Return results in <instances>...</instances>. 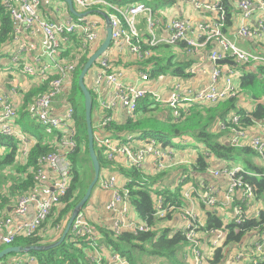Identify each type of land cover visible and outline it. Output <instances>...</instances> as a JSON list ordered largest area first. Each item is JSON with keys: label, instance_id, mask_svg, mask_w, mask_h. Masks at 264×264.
I'll return each instance as SVG.
<instances>
[{"label": "built area", "instance_id": "1", "mask_svg": "<svg viewBox=\"0 0 264 264\" xmlns=\"http://www.w3.org/2000/svg\"><path fill=\"white\" fill-rule=\"evenodd\" d=\"M193 1L197 8L202 7L200 0ZM210 1V5L206 7L214 11L216 16L200 23L199 33L192 28L189 20L176 17L166 23L167 35L160 36L157 33L160 9L143 1L118 5L110 0H73L75 6L78 5L79 9L77 7L76 9L79 12L91 10L93 12L84 18H79L70 14L68 5L65 4L68 17L62 20H52L45 16L41 9L43 3L48 4L49 0H1L15 23L12 40L16 42V47L11 52L10 63L5 67H0V78L10 84L9 92L0 90V133L18 141V158L21 162L22 160L26 162L33 144L32 137L19 123L21 110L26 111L36 122L44 125L48 133L57 132V134L52 142L53 149L39 157L38 166L34 172V188L17 194L8 209L5 208L2 211L0 250L13 246L14 241L19 237H38L47 241L46 236L49 232H58L60 236L63 230L60 223L53 225L57 214L64 208L60 199L67 194L72 180L73 164L69 155L78 148L76 110L68 95L72 90L77 65H81L85 57H90L104 39L105 28L103 26L106 25L103 15L96 11L99 10L96 6H103L107 9L103 10L108 11L112 26L111 46L99 57L91 69L93 71L94 110L101 114L95 126L96 141L107 162L125 158L126 167L141 169L152 156L154 158L152 175H156L175 165L173 149L164 145L163 141L157 137L148 136L137 139L135 135H128L122 138L108 132L107 126L114 122L116 110L121 107L127 112L129 118L135 119L141 101L149 97L154 101L153 104L157 102L167 104L173 116L180 117L183 110L197 103L216 104L233 98L237 94V88L230 77L225 79L226 86L219 88L217 83L222 70L216 68L209 88L198 90L191 96L185 97L180 94V85H177L172 95L167 100H162L160 95L150 90L148 86L153 69V64L148 60L154 56L155 48L161 44L178 46L184 43L187 53L191 55L206 44L214 43L215 47L209 58L215 63L218 60L231 58L241 66L264 67V53L253 52L241 47L227 34L226 27L229 17L225 1ZM255 3L264 12V0L238 1V8L242 10L245 20L251 19ZM141 16L144 18V31L140 27L139 18ZM263 29V19L258 21L256 27L244 23L239 28V35L249 39H262ZM24 30H29L32 34L39 36L41 55L35 58V62H29L24 54L27 44L20 40ZM143 35L146 36V40ZM30 48L35 49V44L30 45ZM112 48L118 51L129 50L141 61L147 62L135 80L129 79L130 73L111 58ZM43 58H48L50 62H44ZM52 70H55V73ZM11 74L12 78H9ZM19 74L31 76L36 80L37 85L45 84L46 90L39 91L26 104V96L31 91H24L20 83L16 81L15 78L18 79ZM227 121L238 125L240 115L232 114ZM219 127L225 131L228 129L233 131L231 145L243 146L241 142V138L245 136L243 127H228L226 121L220 122ZM2 146L4 147L0 148V157L5 153L6 145ZM247 146L264 157V139L261 136L254 137ZM103 170L99 179V187L112 191V198L105 206L108 218L111 220L108 229L113 230L115 234L126 231L139 233L155 230L156 226H149L133 209L129 190L126 187L129 179L121 177L116 172H109V169L108 171ZM220 171L226 172L224 176L228 178L227 198L229 200H233L238 190L242 192L243 201L251 202L256 199L253 193L243 194L244 190L252 192L254 188L244 179L242 166L232 165L214 170L212 173L220 176L217 173ZM194 194L206 206L215 207L219 203L216 189L212 186L206 184L202 188L193 186L191 190L185 192L184 196L186 199H192ZM153 198L156 207L155 215L158 218H166L168 213L175 209L173 205L164 204L162 195L153 194ZM56 202L59 204V209L55 205ZM32 206H34V214L29 218L27 216ZM54 209H57L56 213H52ZM233 209L235 222L241 223L247 218L242 207L235 206ZM84 210L87 209L82 211ZM82 211L73 221L70 231L72 240L90 241L85 248L88 257L87 264H106L104 247L98 240L100 232ZM261 212L259 210L250 217L256 218ZM183 218L185 224L181 231L187 237L185 257L192 258L194 264L211 263L214 251L225 244L226 240L223 237L227 236V230L212 229L209 232L213 233L217 242L212 243V253L208 257L202 248L203 242L198 240L202 235L200 229L202 225L197 221L194 212L186 209ZM259 235L261 239L257 241L256 248L250 255L249 264H259L264 259V230ZM244 255L238 254L236 258L241 259ZM1 264L41 263L36 256L22 253L5 259ZM109 264L130 263L118 252H113Z\"/></svg>", "mask_w": 264, "mask_h": 264}, {"label": "trees", "instance_id": "2", "mask_svg": "<svg viewBox=\"0 0 264 264\" xmlns=\"http://www.w3.org/2000/svg\"><path fill=\"white\" fill-rule=\"evenodd\" d=\"M110 1L118 5H123L134 0ZM224 1L228 11V21L230 22L232 16L231 7L230 5H228V0ZM143 2L158 9L161 8V6L172 4L173 2H175V0H143ZM14 30L15 23L11 17V14L7 10V7L0 0V67H2V59L5 56L4 48L12 40ZM88 58L89 57H85L82 60V69ZM148 62L153 64L152 74H158L162 71H167V69H171L174 73L184 76L185 68L189 65V62H184L183 66L180 65V63L175 64L173 62L172 56L162 58L151 57L149 58ZM8 77L12 78V76ZM242 78L243 88L248 89L249 92L251 91L253 93V96L258 100L259 94L256 92L259 89H261L262 91L264 90V85L262 84V80L260 79L259 75L253 70L245 71ZM77 87L79 90H81L79 84L77 85ZM89 88L92 92L91 86H89ZM44 90H46V88L44 86H40L39 88H36L35 90L29 92L26 96V104L39 91ZM143 101L141 108L144 110L145 108H147V105L151 103V101L148 97H146ZM74 107L76 110L75 117L77 121V130L78 132L80 130L81 137H78V148L70 155L73 164V176L67 194L60 199L61 205L64 208L60 213L57 214L56 221L53 225L55 226L57 223H60L61 228L65 227L73 208L83 198L89 184L91 183L89 181L86 185H84L81 182L80 177L86 169V161L89 160L90 162H92L88 147L85 108L81 113H79L75 105ZM21 111V117H25L24 113L28 114L24 110ZM232 114L240 115V121L238 125H236L232 121H227V119ZM222 121H226L228 127H245L259 121H264V103L259 102L252 112H246L238 108L237 104L235 103V98H229L216 104L197 103L192 107L183 110L180 117H174L172 113V119L165 122H161L157 119V117L153 116L139 117L138 113L135 119L129 118V120L123 125H117L113 122L110 126H107V129L108 132L124 130L130 132H141L143 133L142 135L144 137H157L163 141L164 145H167L170 141L165 139L166 136L159 131H153L155 123L160 122L163 126L170 128L171 131L169 132V135H172L173 137H182L186 134L193 135L197 140L204 142L207 145L209 151L215 154L218 158L235 160L242 157L254 158L260 156L259 153H257L251 147H238L231 144H225L224 142L220 141L219 134L213 132V127L216 123L219 125V123ZM23 129L33 139V144L31 146L30 153L26 162L23 160L21 162L18 158V141L15 138H11L0 133V148L4 147L2 145H6L7 147H5V153L0 157V169L15 167L16 174V176H13V181L7 185L3 192H0V217L2 216V211L5 208L8 209L12 202V199L15 198L17 194H19L23 190L34 188V172L38 166L39 157L42 154H45L53 149L52 142L57 134V132H47V137L35 136L28 132L26 128ZM227 131L232 130L228 129ZM94 132L97 133V129L95 126ZM95 148L101 163L102 171V169H106L108 167L109 162H107V160L105 159L103 151L97 141H95ZM206 158V154L200 153L197 158L195 168L205 170L208 166ZM118 167L119 166H116L115 169L121 171L129 179L126 187L129 190L133 208L138 212L141 218L147 222L149 226H158V223L170 219L173 213L171 211L168 213L166 218H158L155 215L156 207L153 194H162V196L164 197L165 205L180 206L181 204H183L182 192L180 188L175 191H171L170 189L159 190L158 187L154 188V185H156L160 180L159 174H156L158 176L153 175L155 177H146V174L141 171L140 168ZM247 169L253 170L257 174H259L249 175L244 173V179L252 184L256 197L258 199L264 200V167L255 164V162L251 161L250 159H247L246 170ZM81 187L83 188V190L80 193L79 190H81ZM89 203L90 201L87 204ZM56 206L59 209L58 203ZM54 212L56 213L57 209H54L52 211V213ZM245 215L247 218L241 223H237L235 221H232L231 223H225L216 210L208 211V220L206 224L207 228L205 229L208 230L224 228L225 230H227V236L224 239L226 240L225 244L224 246L219 247L214 251V257L211 260V264H222L224 262L226 258L224 247L229 246L231 243L242 242L245 236L251 231H259L260 233L264 230V211H262L256 218H251L250 215L246 213V211ZM64 218L65 225L64 227H62ZM93 225L97 230H99L107 245H109L114 252H118L121 256L127 258L130 264H137L138 262H140V260L137 259L136 255L133 252L137 249L146 250L147 252H150L152 256H161L166 264H183V261H181V258H179V254L182 245L187 244V240L183 235L181 229L176 230L171 226H164L162 229H157L156 227L155 230H150L147 232L133 233L126 231L120 234H115L114 232H112L113 230L111 231L107 226L95 225V223ZM56 240L49 242L38 237H19L14 241L13 245H39L52 243ZM89 242V240H72V237L69 234L67 239L58 247L45 252L32 251L30 252V254L36 256L40 260L41 264H87L88 257L86 256L85 248L88 246ZM146 244L150 247L147 248ZM259 264H264V259H262Z\"/></svg>", "mask_w": 264, "mask_h": 264}, {"label": "crops", "instance_id": "3", "mask_svg": "<svg viewBox=\"0 0 264 264\" xmlns=\"http://www.w3.org/2000/svg\"><path fill=\"white\" fill-rule=\"evenodd\" d=\"M143 0H134L131 2H137ZM239 0H228V5L231 7L232 16L231 21L227 24L226 32L227 34L241 47L253 51L264 53V37L262 39H249L244 38L239 35V28L242 24L248 23L252 27H256L260 19L264 20V12L261 10L258 4H254L253 12L251 19L249 21L244 19L243 12L238 8ZM61 2V1H59ZM129 2V3H131ZM62 3V2H61ZM202 7L197 8L193 0H175L170 5L161 6L158 17L159 25L157 27V33L160 36H166V23L176 17L184 18L189 20L192 28L198 32V25L202 22L211 20L216 16V13L206 6L210 5V0H200ZM103 10L106 9L103 6H100ZM42 12L45 16L49 17L52 20L66 19L68 17L67 8L65 3L59 4L53 0H49L48 4L42 5ZM107 10V9H106ZM105 11V10H103ZM108 12V11H105ZM70 13V12H69ZM104 19V18H103ZM140 27L144 31V18L141 16L139 18ZM264 32V29H263ZM189 35H191L189 33ZM144 36V35H143ZM146 40V36H144ZM20 40L27 44V49L25 51V56L29 62H35V58L41 55V48L39 45V36L32 34L29 30H24L20 36ZM35 44L36 48L31 49L30 45ZM16 47V42L11 40L4 48L5 56L2 59V66L8 65L10 63V55L12 50ZM214 43L206 44L205 46L199 48L194 54L189 55L185 49V44L180 43L178 46H168L161 44L157 46L154 50V58L156 57H173V62L175 64L180 63L184 65V62H189V65L185 68V75H179L174 73L171 69L167 71H162L158 74H152V80L148 83L150 90L157 92L162 100H167L177 85H180V94L182 96L188 97L191 96L198 90L207 89L212 84V74L216 68L222 70V75L218 80V87L224 88L226 86L225 79L230 77L232 79L233 85L237 88V94L233 97L235 98V103L237 107L246 112H252L256 108L259 102L264 103V90L259 89L256 93L259 94V99L257 100L253 93L244 89L242 86V76L245 71H254L257 73L262 80L264 85V67L254 66V65H239L240 70H237L236 67L230 64H217L213 62L209 57L211 51L214 49ZM111 58L117 62V64L122 65L129 73L131 80H135L138 77V74L142 67L147 63L146 61H141L135 54L129 50L118 51L114 48L110 51ZM44 62L48 63L50 60L48 58H43ZM261 69H260V68ZM156 68V65H155ZM55 73V70H52ZM17 82L20 83V86L24 91H32L36 89L37 82L34 78L26 74H19L18 79L15 78ZM3 79L0 78V90L3 92H9V84H7ZM93 82V79H92ZM16 97V96H15ZM149 98V97H148ZM151 103L147 105V108L144 110L141 108L142 103L139 106V117L141 116H153L161 122L168 121L172 119V110L171 108L163 103L157 102L153 104V100L149 98ZM212 104L211 102H206ZM205 103V104H206ZM197 106V105H196ZM203 106V105H198ZM61 110H59L60 112ZM100 113L94 112V121L95 124L98 122ZM129 120L127 112L119 107L115 112L114 123L117 125H123ZM264 122H256L252 125L243 127L245 136L241 138L243 144L242 147L248 145L249 141L256 136H261L264 139ZM213 132L219 134V140L225 144H231V139L233 137V131L222 130L219 125L216 123L213 127ZM114 135H118L122 138L127 137L128 135H135L137 138L141 137L143 133L141 132H130V131H115L110 132ZM168 143V142H167ZM196 145L199 146L198 150H187L185 146L187 145ZM174 151V160L175 165L165 172L159 174V182L154 185V188L158 187L159 190H171L175 191L178 188L181 189L183 204L179 207L172 210V217L168 220L158 223L156 226L159 229H162L164 226H171L176 230L181 229L185 220L183 218V213L186 209L192 210L197 218V221L201 224L202 222H207L208 220V211L216 210L221 216L225 223H231L234 221V207L240 206L246 211L247 214L252 215L256 214L259 210L264 211V200L258 199L248 202L243 201L242 192L238 190L233 198L229 200L227 198V189H228V180L224 176L216 177L212 172L217 169H222L224 167H229L232 165L243 166L246 169V161L250 159L254 161L255 164L264 167V157H249V158H237L235 160L221 159L218 158L215 154L211 153L207 145L197 140L193 135L186 134L182 136V140L177 138L173 143L169 142L167 144ZM206 154V161L208 166L205 170H200L195 168L196 161L199 154ZM125 158L120 159V167H126ZM147 176H153L154 172V158L150 156L145 162L144 166L140 169ZM249 173L256 174L255 171L247 169ZM104 171V170H103ZM121 177H126L121 171H117ZM259 175V174H257ZM158 176V175H156ZM155 177V176H153ZM206 184L212 186L216 189V194L219 198V203L215 207L206 206L201 200L194 194L192 199L185 198V192L191 190L193 186L202 188ZM112 192L109 190L100 189L96 190L94 197L89 205L91 209V216L93 217V222L95 225L100 226H110L111 220L108 218V213L105 210L106 204L111 199ZM162 195V194H160ZM98 209V210H97ZM96 211V212H94ZM34 214V206L31 207L27 217L31 218ZM23 219V218H21ZM20 220V218H17ZM164 223V224H162ZM52 235L51 241L58 239L59 233ZM201 234L203 235L204 240L210 241L211 238L215 237L212 234H209L205 231V228H201ZM259 236V231H251L248 233L245 238L240 243L230 244L229 247L225 248L226 258L225 264H249L250 255L253 253L254 245L257 242ZM99 242L103 245L104 256L106 259V264H109L110 258L113 254V250L109 245L104 241V238L99 233L98 237ZM50 241V242H51ZM186 246L187 244L182 245L180 251L181 260H185L183 264H194V261L190 257H185L186 255ZM203 250L206 252V255L210 257L212 253V243L203 242ZM241 250H245L246 258L236 259L237 255ZM166 264L162 259H155L151 264ZM210 264V262H208Z\"/></svg>", "mask_w": 264, "mask_h": 264}, {"label": "water", "instance_id": "4", "mask_svg": "<svg viewBox=\"0 0 264 264\" xmlns=\"http://www.w3.org/2000/svg\"><path fill=\"white\" fill-rule=\"evenodd\" d=\"M60 1L67 4L70 14L76 17L84 18L93 12V10L79 12L76 9V6L73 0H60ZM96 11L103 15V18L105 21L106 31L104 34V39L101 42L98 49L88 58V60L84 64V67L78 79V84L80 86V89L83 93L84 100H85L84 105H85V115H86V123H87L88 147H89V152H90V158L92 160V164L94 168V178L89 184L88 189L85 195L83 196V198L73 208L71 215L68 218V221L66 222V225L63 228V231L61 232V235L58 240L52 243H47V244L29 245V246L13 245V246L5 247L2 250H0V261L10 254L30 253L32 251L45 252V251H48L50 249L56 248L59 245H61L67 239L68 235L70 234L73 221L75 220L77 215L88 205L87 203L90 197L92 196L93 190L99 182L100 175H101V163H100V160L96 152V148H95L96 133L94 132V125H93L94 102H93V96L90 91V88L86 83V76L91 71L93 65L96 63L99 57L110 48L111 42H112V26H111L110 15L107 12L100 11V10H96ZM216 63L217 64L227 63L232 66H238V63L231 58L218 60ZM231 244H235V243H231Z\"/></svg>", "mask_w": 264, "mask_h": 264}, {"label": "rangeland", "instance_id": "5", "mask_svg": "<svg viewBox=\"0 0 264 264\" xmlns=\"http://www.w3.org/2000/svg\"><path fill=\"white\" fill-rule=\"evenodd\" d=\"M53 1L56 2V3H59V4L63 3L62 1H61L62 3L59 2L60 0H53ZM76 7H77V9H79L78 5H76ZM240 68L241 67H239V66L236 67L237 70H240ZM81 71H82L81 65H77L76 71H75V74H74L72 90H71L70 94L68 95V98L72 101L73 105L76 106V108L78 109L79 113H81L83 111V109L85 108L84 107L85 100H84L83 94L81 93V90H79L78 87H77L78 79H79V75H80ZM92 79H93V71H90L87 74V76H86V83H87L88 86H91ZM21 112L22 111L19 112V123L23 125V128H26V130L28 132H30L31 134H33L35 136H42V137L43 136L44 137L48 136L47 128L44 125L36 122L28 114L24 113L25 117H21ZM94 112H95V110H94ZM93 120H94V113H93ZM94 126H96L95 121H94ZM161 130H163V131H161ZM153 131L161 132L162 134H164L166 136L165 139L170 141L171 143H173V141L175 139H177V138H180L182 140V137H173L172 135H169V132L171 131L170 128L163 126L160 122L155 123ZM79 136L81 137V132H80V130H79V132L77 130V136H76L77 140H78ZM84 146H85V143H84ZM185 148L187 150H198L199 146L189 144V145L185 146ZM13 176H16L15 167L1 168L0 169V192H3L5 190V188L7 187V185L13 181ZM80 177H81V182L84 185H86L89 181L91 182L92 179L94 178L93 164L89 160L86 161V169H85L84 173H82V175ZM98 188H99V182H98V184L96 185V187L93 190L90 203H91L92 198L94 197L95 192H96V190ZM80 189L81 190H79V192L81 193L83 188L81 187ZM84 209H87L84 212L86 213V216L88 217V219L92 220L91 223L94 224L93 217L90 214L91 209L89 208V205H87ZM94 212H96V211H94ZM234 219H235V217H234ZM162 224H164V223H162ZM64 225H65V218H64L62 227H64ZM157 229H159V228H157ZM54 234H56V233L53 232V231L49 232L47 234V236H46V240L50 242L51 238H52V235H54ZM146 247L149 248L150 246L146 244ZM133 252L136 255L137 259L140 260V262H138L137 264H151V263H153L155 261V259H162L163 260V258L161 256H159V257L152 256V254H150V252H147L146 250L137 249V250H134ZM13 255L14 254H10L5 259H7L9 257H12ZM179 258H180V254H179ZM245 258H246V255H244L243 259H245ZM5 259L1 260L0 264ZM181 261L185 262V260H181ZM225 263H226V261L224 260V262L222 264H225ZM154 264H156V263H154Z\"/></svg>", "mask_w": 264, "mask_h": 264}, {"label": "bare ground", "instance_id": "6", "mask_svg": "<svg viewBox=\"0 0 264 264\" xmlns=\"http://www.w3.org/2000/svg\"><path fill=\"white\" fill-rule=\"evenodd\" d=\"M97 7V9H102L100 6H96ZM111 10V9H110ZM103 28H105L104 29V32L106 31V26H103ZM5 66H7V65H5ZM4 66V67H5ZM75 74V73H74ZM10 76H12V74L10 75ZM152 76L153 75H151V80L153 79L152 78ZM54 77V76H53ZM5 80V79H4ZM7 84H9V83H7ZM9 86H10V84H9ZM40 86H44L45 88H46V85L45 84H39V85H36V88H39ZM91 88H92V96H93V93H94V90H93V82L91 81ZM35 90V89H34ZM33 91V90H32ZM95 100H94V98H93V102H94ZM94 109V108H93ZM76 115V114H75ZM154 137V136H153ZM141 138H146V137H144L143 135H141V137H139V138H137V139H141ZM166 146H168V145H166ZM76 150V149H75ZM74 150V151H75ZM73 151V152H74ZM72 152V153H73ZM72 153H70V155L72 154ZM70 155H69V157H70ZM71 159V158H70ZM109 162V161H108ZM113 164H116V165H113ZM120 164V160L119 161H114V162H109V165H108V167L106 168V169H104L105 171H108L107 169H109V172H112V173H115V172H117L118 170H116L115 169V167L116 166H118ZM243 167V166H242ZM72 168H73V166H72ZM243 170H244V172H243V175H244V173L245 174H249V175H257V173L256 174H251V173H249L244 167H243ZM161 173H163V172H160V173H157V174H161ZM218 174H220V176H224L225 174H226V172H222V171H220V172H217ZM72 176H73V174H72ZM216 176V175H215ZM220 176H216V177H220ZM225 178H227L226 176H224ZM227 180H228V178H227ZM72 181V180H71ZM70 188V187H69ZM100 189H103V188H100ZM104 190H106V189H104ZM228 190V189H227ZM109 191H111V190H109ZM112 192V191H111ZM237 192V191H236ZM254 194V190L251 192L250 190H244L243 191V194ZM236 194V193H235ZM235 196V195H234ZM233 196V197H234ZM63 197V196H62ZM92 197V196H91ZM91 197H90V199H91ZM111 198H112V195H111ZM90 199H89V201H90ZM111 200V199H110ZM109 200V201H110ZM88 201V202H89ZM55 205H57V202L55 203ZM172 206V205H171ZM133 207V206H132ZM177 207H179V206H177V205H173V208H177ZM134 209V208H133ZM135 210V209H134ZM243 212H244V214H245V210L243 209ZM80 214V213H79ZM206 224H207V222H202L201 223V228H207L206 227ZM200 228V229H201ZM211 230L212 229H205V231H207L208 233L209 232H211ZM209 234H213V233H209ZM259 234H261V232L259 233ZM260 236V235H259ZM258 236V239H257V241H260V237ZM226 237V236H225ZM225 237H223V239H225ZM185 238H186V240H187V237L185 236ZM217 238H215V237H213V238H211V240L210 241H208V240H204V238H203V235H201L200 237H199V241H201V242H210V243H215V242H217V240H216ZM257 243V242H256ZM253 249L254 248H256V244L254 245V247H252ZM246 253V251L245 250H241L240 252H239V254H245ZM87 256V255H86ZM237 259V258H236ZM211 264V263H210Z\"/></svg>", "mask_w": 264, "mask_h": 264}]
</instances>
